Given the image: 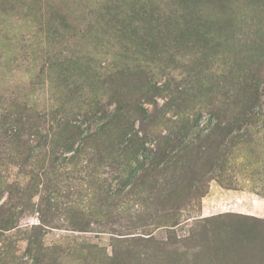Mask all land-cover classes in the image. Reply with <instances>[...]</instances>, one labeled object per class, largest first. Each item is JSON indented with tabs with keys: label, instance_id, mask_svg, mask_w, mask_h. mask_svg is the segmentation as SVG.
I'll return each instance as SVG.
<instances>
[{
	"label": "rangeland",
	"instance_id": "obj_1",
	"mask_svg": "<svg viewBox=\"0 0 264 264\" xmlns=\"http://www.w3.org/2000/svg\"><path fill=\"white\" fill-rule=\"evenodd\" d=\"M260 1L261 8L252 13L251 1L231 0L238 28H211L199 37L193 31L167 28L194 23L198 8L191 1L0 0V264H155L149 258L154 242L189 233L199 237L192 245L196 249L165 257L160 264H264V0ZM106 9L126 22L141 18V31L113 32L108 22L105 28ZM148 9L171 19L145 31L142 12ZM187 12L191 14L186 16ZM202 16L212 23L215 14L209 9ZM103 62L113 71L121 63L149 66L153 81L166 91L152 104L142 99L135 105H143L154 118L141 121L130 112L98 119L100 104L111 114L117 106L97 89ZM250 79L260 82L254 110L263 115L250 120L247 143L228 150L229 162L218 174L229 186L209 182L200 203L185 206L173 231L155 224L111 234V222L117 217L125 224L130 213L118 217L116 208L131 205L118 195L110 199L119 178L132 167L122 135L138 133L149 149L158 135L168 136L170 128L191 125V137L199 136L197 128H213L238 111L228 105V90L240 104L243 84ZM74 82L82 92L71 111L61 116L79 126L75 129L79 136L69 143L72 151L63 152L54 143L39 150L34 135L50 128L54 99ZM181 87L190 91L181 92ZM185 94L188 100L181 111L157 116L154 106L160 108L171 95L184 99ZM137 97L132 95L129 102L134 105ZM119 98L125 103L124 97ZM18 104L35 109L43 118L36 119L33 112L19 113ZM225 108L229 110L224 117ZM107 120L108 125H103ZM14 128L19 135L7 137ZM32 153L38 156L30 157ZM112 158H125V172L117 174L111 168ZM191 164L187 158L166 174L153 171L146 183L157 184L156 191L164 180L188 174ZM74 210L81 212L86 231L71 228ZM125 252H130V262Z\"/></svg>",
	"mask_w": 264,
	"mask_h": 264
},
{
	"label": "trees",
	"instance_id": "obj_2",
	"mask_svg": "<svg viewBox=\"0 0 264 264\" xmlns=\"http://www.w3.org/2000/svg\"><path fill=\"white\" fill-rule=\"evenodd\" d=\"M191 1V5L198 8L193 24L181 28L175 24L168 26L169 29L177 30H187L198 33L197 36L201 37L206 30H235L237 29V23L233 17L232 2L231 0H182V4H187ZM251 1L248 8L253 13L256 9L261 8L260 0H248ZM211 10L214 12L215 17L212 23L202 16L204 12ZM149 10V11H148ZM142 12L143 19H146L145 31L153 29L156 25H159L171 18H165L160 16L159 13H155L151 9ZM201 13L200 15H198ZM191 14L186 13V16ZM195 15V14H194ZM253 15V14H252ZM104 17L102 21L106 22V27H109L107 22L110 24V29L113 32H123L124 30H129L133 34L141 31L142 26L140 23L143 21L141 18L136 20H120L115 16V12L110 14V9H106L104 12ZM116 17V18H115ZM193 18L192 16H190ZM176 20L175 18H173ZM167 25V23H164ZM216 25V26H215ZM150 45H152L150 43ZM156 55V52H153ZM53 61L52 59L49 60ZM56 61V60H55ZM47 63V62H46ZM52 65H48L51 67ZM45 66H42L44 69ZM99 82L97 83V89L103 95H109L114 100L117 106L113 109V113L106 112L104 106L100 104V109L98 110L99 118L103 119L111 118V116L116 117L119 114H127L130 112L136 113L141 118V121H145L154 118V115H150L147 109L143 105L139 106L141 100L143 103L152 104L155 97L162 95L166 89L161 88L155 81H153V75L148 71L149 66L145 67H128L121 63L118 70L113 71L105 62H103L99 67ZM49 69V68H47ZM260 82L257 79H250V82H244L241 103L239 104V99L234 92L230 89L228 94H231V98H228V105H233V108L238 109L236 113L229 116L227 120L224 119L223 123L215 125L213 128H197L201 132L199 136L191 137L194 128H189L191 125L181 128H170L168 136H157V139H153L155 145L149 149L146 145L148 142L139 137L138 133L131 134L127 136L122 135L124 139L122 144L124 147H128L131 153L130 162L132 167L128 170L127 174L119 178V187L116 188V192L111 196V200L118 195L121 199H127V205H131L126 208H116V216L119 217L122 212H130L125 224H122L116 220L112 221V225L109 230L111 234H117L116 229H121V231L137 230V228H142L147 225L158 224L161 227L171 228L173 231L181 221L179 217L181 212L185 210L186 205H191V203L199 204L201 198L205 195L208 188L209 182L212 180L217 181L220 185H226L222 179V174L224 173V164L229 162L228 155L230 147H237L238 145L246 144L244 137L248 135V126L251 124L253 117L260 116V112L255 111V106L259 100V89ZM190 87V86H189ZM189 87L178 88L179 91L184 90L190 91ZM82 92L81 87L78 82H74L70 88H65L61 91L60 96L55 100L57 105L54 106L53 113L50 115V128H48L45 133L37 132L34 136L36 137L37 148L40 150L45 146L50 144H55L60 147V149L65 151H72L73 146L69 145L71 138L75 135L79 136V133L75 131L77 122L70 124L64 121L61 116L68 114L71 111L72 105L78 102L79 94ZM180 92V93H181ZM179 93V92H178ZM132 95H137L138 97L134 99L133 103L129 102ZM120 96L124 97L125 103L120 100ZM184 99H180L178 95H171V98L165 102L160 108L154 106L157 116H164L167 111L176 110L177 113L183 109L185 105L184 101L188 100L185 94ZM233 98V99H232ZM232 99V100H231ZM152 101V102H151ZM237 101V102H236ZM135 103L139 104L138 106ZM155 103V102H154ZM99 105V104H98ZM229 108H225L221 111V116L228 113ZM18 112H33L36 119L43 118L41 113L35 112V109L27 108L25 104H18ZM111 114V115H110ZM213 116L216 113L212 114ZM155 116V117H157ZM100 119V120H101ZM180 120V119H179ZM198 117L194 119V123H197ZM152 122H154L152 120ZM180 125L184 124V121ZM109 121L103 123L108 125ZM217 127V128H216ZM18 128H14L13 134L7 137H13V139L18 136ZM19 140V139H18ZM37 154H31L30 157H37ZM190 158L192 159V169L188 174L182 173L175 178L164 180V184L157 189V184L153 182L146 183L147 177L153 171L156 173L166 174L169 168L172 166L176 167L183 160ZM27 159V158H26ZM125 159V158H124ZM124 159L110 161L111 168L117 171V174L123 171L125 172L126 164ZM64 160V159H63ZM67 162L70 159H65ZM130 165V166H131ZM121 169V170H120ZM177 169L174 168L173 170ZM180 171L184 172L185 169L180 167ZM222 171V174H218ZM138 172H141L137 174ZM164 172V173H163ZM121 173V174H122ZM119 174V176L121 175ZM129 178V179H128ZM123 180V184L121 183ZM130 183V184H129ZM121 184V185H120ZM129 184L130 188L125 190V186ZM28 188L25 187L23 190ZM124 188V189H123ZM138 188V189H137ZM113 191V190H112ZM133 197V198H131ZM107 198H105V201ZM123 202L122 200H119ZM125 202V201H124ZM123 202V203H124ZM113 204L112 206H115ZM74 215L70 216L71 228L75 231L84 232L87 229L85 223L82 222L81 212L79 210H74ZM110 215V214H109ZM119 227V228H118ZM126 235H132L131 233ZM129 238H135V236H129ZM138 240H143L141 237ZM196 235L188 234V237H177L170 234L163 243L154 242L153 253L149 257L153 263L160 264L163 258L167 257H178L190 253L191 250H195V245L198 241ZM135 240V239H134ZM146 248L148 246H145ZM184 250V252H181ZM193 251L192 253H194ZM191 253V254H192ZM127 254L129 255L127 257ZM125 259L130 262L133 258L130 252H125ZM131 259V260H130ZM122 261V259H119Z\"/></svg>",
	"mask_w": 264,
	"mask_h": 264
}]
</instances>
